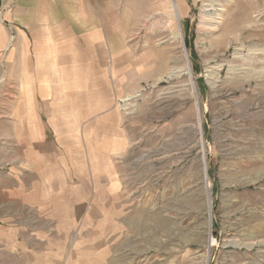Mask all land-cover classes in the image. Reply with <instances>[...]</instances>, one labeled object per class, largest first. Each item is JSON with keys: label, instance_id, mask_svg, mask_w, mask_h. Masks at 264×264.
I'll return each instance as SVG.
<instances>
[{"label": "rangeland", "instance_id": "obj_1", "mask_svg": "<svg viewBox=\"0 0 264 264\" xmlns=\"http://www.w3.org/2000/svg\"><path fill=\"white\" fill-rule=\"evenodd\" d=\"M107 20L114 90L46 146L92 196L87 264H264V0H113ZM2 95L0 163H25Z\"/></svg>", "mask_w": 264, "mask_h": 264}, {"label": "crops", "instance_id": "obj_2", "mask_svg": "<svg viewBox=\"0 0 264 264\" xmlns=\"http://www.w3.org/2000/svg\"><path fill=\"white\" fill-rule=\"evenodd\" d=\"M112 1L0 0V102L8 90L3 102L9 109L10 138L16 153L26 150L31 157L25 163H0V264L90 261L79 205L92 196L80 192V171L71 174L66 164H50L46 146L51 124H63L67 117L79 124L82 114L97 116L96 110L82 113L83 107H98L99 91L114 90L103 77L105 63L98 70V61L107 57ZM108 106L113 107L111 99ZM8 161L0 157V162ZM109 166L112 174L117 165ZM85 178L89 187L96 179ZM107 178L113 180V174ZM56 184L63 188L54 193L59 211L53 212L51 186Z\"/></svg>", "mask_w": 264, "mask_h": 264}, {"label": "bare ground", "instance_id": "obj_3", "mask_svg": "<svg viewBox=\"0 0 264 264\" xmlns=\"http://www.w3.org/2000/svg\"><path fill=\"white\" fill-rule=\"evenodd\" d=\"M214 22V21H213Z\"/></svg>", "mask_w": 264, "mask_h": 264}]
</instances>
